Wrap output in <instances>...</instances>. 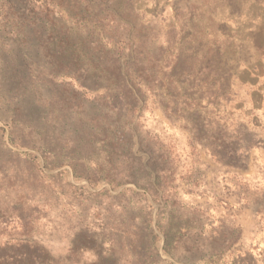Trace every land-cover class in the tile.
<instances>
[{"label": "rangeland", "instance_id": "rangeland-1", "mask_svg": "<svg viewBox=\"0 0 264 264\" xmlns=\"http://www.w3.org/2000/svg\"><path fill=\"white\" fill-rule=\"evenodd\" d=\"M0 254L264 264V0H0Z\"/></svg>", "mask_w": 264, "mask_h": 264}, {"label": "trees", "instance_id": "trees-1", "mask_svg": "<svg viewBox=\"0 0 264 264\" xmlns=\"http://www.w3.org/2000/svg\"><path fill=\"white\" fill-rule=\"evenodd\" d=\"M153 234L154 233H153L152 230H150V231L146 230V232H144L143 236H142V239H143L142 245L148 246V249H149L150 253L154 249V245L153 244H155V241L153 240L155 236ZM165 235L167 236V241H166L167 244H165V249H167L166 245H168V241H169L168 232H166ZM38 247L41 248V246H38ZM41 250L43 252H45V254L48 253L47 249L44 248V247H42ZM47 259L48 260L46 261V263L45 262H41V264H54V261H55L56 257H54L52 259L53 261H51L49 258H47ZM0 261L3 262V263H5L6 261L8 263H10L11 261H13V262H15V261H24L25 264H34L33 258L31 256H29L28 254H25V255L23 254V255H20V256H17L15 254L14 255H5V254L2 255V254H0Z\"/></svg>", "mask_w": 264, "mask_h": 264}]
</instances>
